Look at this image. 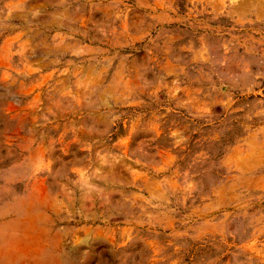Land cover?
<instances>
[{
  "label": "rangeland",
  "instance_id": "374dc122",
  "mask_svg": "<svg viewBox=\"0 0 264 264\" xmlns=\"http://www.w3.org/2000/svg\"><path fill=\"white\" fill-rule=\"evenodd\" d=\"M0 264H264V0H0Z\"/></svg>",
  "mask_w": 264,
  "mask_h": 264
}]
</instances>
